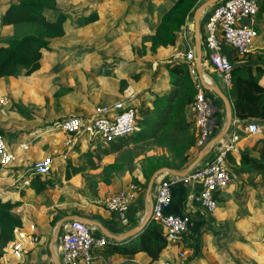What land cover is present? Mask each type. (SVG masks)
Returning a JSON list of instances; mask_svg holds the SVG:
<instances>
[{
    "label": "rangeland",
    "instance_id": "rangeland-1",
    "mask_svg": "<svg viewBox=\"0 0 264 264\" xmlns=\"http://www.w3.org/2000/svg\"><path fill=\"white\" fill-rule=\"evenodd\" d=\"M26 1L33 0H0V9ZM40 1L46 7L45 15L53 18L55 13L50 10L52 0ZM53 1L55 9L66 12L72 17L68 33L63 37L49 39L54 49L44 54L41 68L34 76L24 78L22 71H19L16 76L0 79V133L11 143L17 144L22 140L32 141L29 150L24 152L20 149L14 150L16 159L12 166L0 167V198L3 202L20 201L15 192L29 189L34 179L27 185L25 181L28 180L32 166L44 157H53L58 169L41 177L49 178L53 182L51 189L38 196L31 195L22 202L21 206L11 211V216L21 221L18 227H21L26 219L27 222H31L30 228L47 227L50 237L57 222L65 216L76 215L95 221L94 212L107 210L105 203L109 196L119 190H128L132 186L136 194L134 201L138 200L142 211H145V192L152 174L163 167L183 171L200 152L196 146L195 134L191 133V137L193 139L195 137L193 145H188L190 139L187 135L181 136L184 138V143L177 144L174 148L162 147L155 141L128 143L117 153L101 157L97 166L91 167L85 153L94 146L106 148L107 145L103 144L101 139L97 138L94 146L86 141L68 150L64 146L67 139L64 134H44L46 128L57 120L72 116H94L98 108L115 103L113 100L122 94L129 84L134 88L135 84L128 82L131 73L127 76L131 66V56L142 57L149 52L150 58L158 63V75L165 72L171 59H176L169 51L157 53L156 49H150L153 35L146 31L137 37L138 43L129 33L104 30L105 22L98 23L85 32H81L82 30L73 25L76 19L74 15L88 12L90 6L102 4L103 0ZM204 1H198L179 32L188 37L193 47V13ZM37 31L38 28L30 24L15 27L1 26L0 42ZM89 49L94 51L86 52ZM237 58L240 56L237 55ZM240 61L264 65V36L254 50L244 55ZM160 62L163 63L159 64ZM122 63H126V66H122ZM117 65L122 69L120 73L123 78L120 81L116 74L111 79L109 74L106 75L109 68L114 69ZM203 68L205 76L214 78L209 66ZM193 76L197 83L199 81L197 74ZM215 83L213 86L221 89L226 95V90L219 83ZM209 95L216 97L217 104L222 109L220 120L224 124V106L221 99L212 93ZM121 98V100L131 99V105L138 112L147 103H142L144 99L137 100V97L133 96ZM190 109L193 115L192 108ZM255 123L261 126L263 132L264 122ZM35 131H38L35 134L38 137L34 139L31 134ZM260 135L262 134L256 136ZM64 155L67 156L65 160L59 158ZM80 155L84 156L80 157ZM185 156L188 157L186 164H184ZM97 160V157L93 159V161ZM68 163L82 167L83 171L64 182L63 172ZM59 168H62V171H59ZM234 173L237 177L234 187L233 189L229 187L222 195V201L218 203L222 208L216 211L224 213L225 218L220 222L214 220L209 233L204 231L205 234L210 235L208 243L198 241V248L195 245V250L193 245L185 246V248L190 246L188 248L190 251H196L195 258L190 264H264V172H256L242 166ZM242 173L245 176L242 177ZM25 185L27 188L23 189ZM7 247L5 246V249ZM204 249L208 251L202 253ZM0 251L3 254V250Z\"/></svg>",
    "mask_w": 264,
    "mask_h": 264
},
{
    "label": "built area",
    "instance_id": "built-area-1",
    "mask_svg": "<svg viewBox=\"0 0 264 264\" xmlns=\"http://www.w3.org/2000/svg\"><path fill=\"white\" fill-rule=\"evenodd\" d=\"M261 1L219 0L202 13L200 31L202 51L206 53L205 61L216 72L221 86L226 91L231 85L233 64L221 51V47L226 46L240 56L252 51L254 42L258 37L254 22L259 13ZM183 58L185 61L193 63L195 52L189 50ZM192 73L196 75L194 69ZM196 90L195 101L191 106L192 121L196 146L201 151L208 147L210 140L216 134L217 117L209 102V93L199 81L196 83ZM131 103V99H123L109 106L98 108L92 117L72 116L57 120L46 128L44 134H64L67 137L64 146L68 150L74 145L86 141L93 145L97 138L107 145L140 131L137 124L138 112ZM240 124L242 122L233 118L227 134L220 142L211 147L198 168L186 178L162 175L155 182L151 220L161 227L166 248L180 245L182 237L188 231L191 223L189 215L168 212L172 186L183 181L198 185V191L191 197V200L207 213L214 212L218 207V197H222L228 190L233 179L228 157L239 155L243 151L247 137L260 133V125L255 122H245L241 126ZM36 133L38 131L31 134L34 139L38 137L35 135ZM14 144L0 134V167L12 166L16 159L14 150L27 151L31 147L32 141L22 140ZM59 158L65 160L67 156L64 155ZM55 165L56 161L53 157H44L32 166L26 183L28 184L37 177L51 174ZM135 196L133 186L128 190H119L107 199L105 207L116 219L125 221ZM109 241L93 227L79 221H67L63 223L59 232L55 251L61 264H95L101 254L100 251L106 247ZM28 242L32 245L37 243L38 239L36 236L30 235ZM22 247L23 245L19 241L13 245L12 253L15 258L20 259L22 257ZM177 256L183 258L184 254L178 252Z\"/></svg>",
    "mask_w": 264,
    "mask_h": 264
},
{
    "label": "trees",
    "instance_id": "trees-1",
    "mask_svg": "<svg viewBox=\"0 0 264 264\" xmlns=\"http://www.w3.org/2000/svg\"><path fill=\"white\" fill-rule=\"evenodd\" d=\"M198 1L200 0H176L166 12L160 11L162 13L159 21L152 27L149 26V29L154 31L150 49L174 46L180 29L185 25L186 18ZM51 3L50 10L55 13L52 19L45 15L46 7L40 0L10 4L0 15V26L15 27L30 24L38 28L36 33L0 42V79L16 76L19 71H22L24 78L34 76L41 68L44 54L54 49L49 39L65 35L63 25L68 17L54 8L53 0ZM262 6L264 8V0ZM98 19L99 15L94 11L88 16L79 17L77 24L86 26ZM192 71L190 62L170 61L166 66V73L167 83L171 88L155 94L148 106L137 111L140 131L132 136L110 142L106 148L94 146L92 150L87 151L85 156L89 159L91 167H96L101 157L117 153L128 143L155 141L162 147L174 148L177 144H183L184 138L181 136L187 135L190 139L188 145H193L195 137L193 139L191 133H194V127L188 114L189 108L194 104L197 90ZM226 96L231 103L233 118L240 122L264 121V66L259 64L234 66L231 71V85L226 91ZM258 144L256 148L258 156L254 157L243 152L239 156V164L241 167L247 166L254 171L264 172V139L258 140ZM96 157L98 160L93 161ZM186 163H188L187 156L184 158V164ZM197 168L198 166L194 170ZM82 171V167L68 163L62 181L67 182ZM52 186L53 182L49 178L37 177L30 183L29 190L38 195L51 189ZM20 194L24 196V192ZM218 201H222V198L218 197ZM21 204L20 201L3 202L0 198V250L11 241L14 228L21 225L19 218L11 216V211ZM106 248L112 253L125 256L144 253L151 262H155L165 250L166 242L161 227L151 220L144 231L136 237L119 243L109 241Z\"/></svg>",
    "mask_w": 264,
    "mask_h": 264
},
{
    "label": "crops",
    "instance_id": "crops-1",
    "mask_svg": "<svg viewBox=\"0 0 264 264\" xmlns=\"http://www.w3.org/2000/svg\"><path fill=\"white\" fill-rule=\"evenodd\" d=\"M175 1L176 0H121V1L103 0L104 3L102 4L97 3L96 5L90 6L88 12L77 13L76 15H74L76 16V19L73 21V25H75L78 29L82 30L81 32H85L86 30H88V28H93L98 23L105 22L106 26L104 30L110 29L118 32L129 33L133 37V40H137V42L139 43V39L137 37L140 34L144 33L145 31L149 32L150 35H153L154 31L149 29V26L152 27L154 24H156L160 19V14L162 13L160 11L166 12V10H168ZM7 6L2 7L0 9V15L5 11ZM94 11L99 15V19L96 22L86 26H79L77 24V20L79 17L88 16L91 12ZM63 13L66 14L68 17L63 25L66 35L69 31L72 17L70 14L66 12ZM254 26L258 32V37L254 42L252 50H254L255 46L258 43H260L261 37L264 36V8L262 6V1L260 4L259 13L254 22ZM2 27H7V26H2ZM178 34L179 36L177 37L176 44L174 46H169L167 48H162V47L157 48L156 49L157 53L169 51L171 52L172 57H176V59H171V61L172 60L183 61L184 60L183 56L189 50L194 51V47L193 45L190 44V40L187 39L188 37H186V35H183L182 33H178ZM128 43H130V40L128 41ZM93 51L94 50L89 49L86 52L92 53ZM172 51L174 52L173 54ZM221 51L232 61L233 67L236 65L252 64V63L240 61L241 58L244 57V55L243 56L239 55L240 58H237L236 53L234 51H231L226 46H222ZM205 54L206 53L202 51L203 60H205ZM237 61L239 62L235 63ZM140 62L142 64H140ZM95 63L97 62L95 61ZM162 63L163 62H160L159 64ZM130 64L131 66L129 67L127 76L130 73L131 75L129 76L130 81L128 82L129 83L133 82L135 84V87L131 88L132 85L129 84V87L127 86L128 88H125L123 90L122 92L123 95L119 94L118 96H116L115 100H113L114 102L121 100L122 96H126V97L133 96V97H137L136 98L137 100L144 99L142 103L147 102L146 106H148L150 101L154 98L155 94H158L161 91L169 90L171 88L167 83L166 68H165V72L161 73V75L165 74L164 76H161L160 74L158 75L157 72L158 63L154 62V60L150 58L149 52L147 55L145 54L142 57L131 56ZM257 64L264 66L260 63ZM121 65L126 66V63H122ZM202 69L204 71L203 67ZM209 69L211 70V72L214 73V78L209 75L207 76V78L213 83V85L216 84L215 82L221 85L220 79L216 74V72H214L210 66ZM121 70H122L121 67L117 65L114 67V69L109 68L108 71H106V75L109 74V79H111L114 76V74H116L119 77L118 80L120 81L123 78L122 74L120 73ZM110 96L114 97V95H110ZM212 96L213 95H209L208 99L212 105L213 112L217 116V123L215 126V132L217 133L223 127L222 121L220 120L222 109L220 108V105L217 104L218 101H216V97H212ZM188 118L190 121H192L193 119V115L190 108H189ZM244 123L245 122H242V124ZM242 124H240V126ZM259 134L262 135L258 137L255 135L256 136L255 138H252L253 136L247 137L244 148L242 149L243 151H241L240 154L246 152L251 156L254 157L258 156L256 151V148L259 145L258 140L264 139V128H263V132H261V126H260ZM240 154L230 155L228 157L229 167L233 173V179L230 184V187H232V189L234 187L235 179L237 180V177L234 172L240 170L241 167L239 164ZM57 167L58 166H55L54 169H56ZM59 171H62V168H59ZM241 176L243 177L245 176V174L242 173ZM26 182L27 181H25V183ZM26 185L23 189L27 188ZM197 188H199L198 185L192 184L189 181L179 182L173 185L171 188V203L168 212L179 215H189L191 219L189 229L183 235L182 243L180 245L165 248V250H163V252L161 253L159 259L155 262H151L150 258L144 253H138L133 256H125V255L112 253L109 249L105 247L100 251L101 254L95 264H167V263L190 264V261H193V259L195 258L194 252L196 251L194 250H195V245H197L198 248V244H197L198 241L208 243L207 240L210 237V235L205 233L210 232L211 227L214 225V220L220 222L223 220V218H225L224 213L216 212L218 208H222V207L218 206L214 212L207 213L199 205L194 204V201L191 200V197L197 193L198 191ZM22 192H24V196H20L21 191L15 192L16 196L20 198L21 203L25 202L24 200L29 199L31 195L32 196L40 195V194L38 195L34 194L29 189L26 191L24 190ZM94 214L96 215L95 221L100 222L105 227V229H107L109 233H112L114 235H122L128 230L138 226L141 223L145 211L144 210L142 211L140 207V203H138V200H136L133 201L125 221H119L107 210L106 211L98 210L95 211ZM24 220L25 223H23L22 225L23 227L22 226L15 227V230L12 234V240L7 243L6 246L8 247L6 249L5 248L3 249V254L0 257V264H53L51 261V252H50L51 237L49 236L47 227L35 226L33 228H30L29 224L31 222L29 223L26 221V219ZM30 235L36 236L38 242L32 245L29 244L28 238ZM18 241L21 242L23 245L22 247L23 255L20 259L15 258L12 253L13 245ZM187 245H193L194 250L193 251L188 250L190 246L185 248V246ZM206 251L208 250L204 249L202 253H205ZM178 252H183L184 257L179 258L177 256Z\"/></svg>",
    "mask_w": 264,
    "mask_h": 264
},
{
    "label": "water",
    "instance_id": "water-1",
    "mask_svg": "<svg viewBox=\"0 0 264 264\" xmlns=\"http://www.w3.org/2000/svg\"><path fill=\"white\" fill-rule=\"evenodd\" d=\"M219 0H205L202 2L194 11L193 13V33H194V52H195V61H194V70L197 74L198 80L202 87L209 93L216 95L219 99H221L223 106H224V117L225 122L223 124L222 129L210 140L208 147L204 150H201L196 158L183 170V171H176L170 168H160L155 171L149 179L146 192H145V200H146V207H145V214L141 221V223L128 230L122 235H114L109 233L107 229L98 221L89 220L80 216L76 215H69L65 216L60 219L57 224L55 225L52 236H51V243H50V252H51V261L53 264H61L58 255L55 251V242L57 241L59 232L63 223L67 221H79L84 223L90 227L97 229L101 234L107 237L112 242H122L126 241L132 237H136L141 232L144 231L148 223L151 221V205H152V188L157 181V179L162 175H170L173 177L178 178H186L197 166L200 165L204 157L208 154L211 147L216 145L220 140L227 134L232 121H233V114H232V107L228 97L219 89L218 87L213 86V83H209L206 81L207 76L203 73L202 69V42H201V31H200V21L202 13L216 4Z\"/></svg>",
    "mask_w": 264,
    "mask_h": 264
},
{
    "label": "bare ground",
    "instance_id": "bare-ground-1",
    "mask_svg": "<svg viewBox=\"0 0 264 264\" xmlns=\"http://www.w3.org/2000/svg\"><path fill=\"white\" fill-rule=\"evenodd\" d=\"M203 65L204 66H208V64L206 63L205 60H202V66ZM206 81H208L209 83H212L208 78H206ZM152 190H153V196H154L155 186H153Z\"/></svg>",
    "mask_w": 264,
    "mask_h": 264
}]
</instances>
